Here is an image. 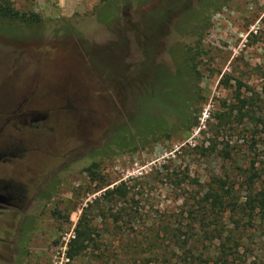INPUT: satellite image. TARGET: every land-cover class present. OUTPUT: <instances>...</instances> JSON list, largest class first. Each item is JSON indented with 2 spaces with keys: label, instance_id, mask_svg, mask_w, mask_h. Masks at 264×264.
Listing matches in <instances>:
<instances>
[{
  "label": "rangeland",
  "instance_id": "1",
  "mask_svg": "<svg viewBox=\"0 0 264 264\" xmlns=\"http://www.w3.org/2000/svg\"><path fill=\"white\" fill-rule=\"evenodd\" d=\"M8 1L37 18L0 26V120L18 92L23 108L48 111L45 127L21 128L36 148L17 174L30 196L46 179L55 187L0 215V264H264V0ZM199 12L188 121L173 125L181 104L168 96L154 115L166 123L149 126L178 67L171 45L194 44L179 27ZM137 128L155 133L96 156ZM115 187L123 194H105ZM83 214L90 246L69 259Z\"/></svg>",
  "mask_w": 264,
  "mask_h": 264
},
{
  "label": "trees",
  "instance_id": "2",
  "mask_svg": "<svg viewBox=\"0 0 264 264\" xmlns=\"http://www.w3.org/2000/svg\"><path fill=\"white\" fill-rule=\"evenodd\" d=\"M222 0H213L210 2V9L217 10L218 6L221 4ZM157 11V10H156ZM155 11V12H156ZM159 15L157 16L158 18L165 19L166 9L165 8H160L158 9ZM166 13V14H165ZM202 12L199 13H192L194 17L195 23L190 24V23H183L180 25L179 30L181 32H189V36H197L196 41L194 42L193 45H190L186 48H180L178 45H171L170 52L175 55L176 61H177V69L174 71V74L171 76L170 79L166 80L163 85H162V91H163V101L159 106L155 105V102L150 101V105L148 107L149 110H151V120L148 121L153 126H157V128H161L162 125L166 123L164 119V115H160L159 117L154 116L156 115V110L159 108H166L168 107V104L166 103V98L169 96L170 98H175L179 101L181 104L178 108L177 111V119L173 123V125H183L188 121V115L190 114L188 105L185 103V98L188 97V93H191L190 87L188 88L185 85V81L188 79L189 76L194 75L196 76V79H199V71L197 70V62L196 58L201 55V47L200 43L202 40V35L205 32V29L207 27V20L203 19V16L201 15ZM117 14L116 8H112V12L108 13L105 12L103 13L102 17L99 19H110L113 18L114 15ZM191 14V15H192ZM156 13H152V17L156 18ZM37 15L35 14H30L27 15L25 13H20L18 10H16L11 3L8 0H0V24L1 22H7L8 24H1L2 30L9 33L11 32V23L13 21H22V22H31L32 19H36ZM167 85V87L174 86L168 91H164V86ZM177 86V87H176ZM152 93V90H149ZM190 91V92H189ZM198 117L196 116L194 118V121L192 122L191 126H195L198 124L197 121ZM147 123V125H148ZM145 129L142 130V128H137L135 130H132V132L129 133H124L120 132L115 135V137L109 138V141L105 144L104 148L101 149V152H97L96 156L99 154H102L106 150L109 151H114L113 148L116 149H123L124 147H128L130 145V142L133 140L138 135H144L145 134ZM148 132L150 134H154L155 132L147 130L144 138L146 135H148ZM135 133V134H133ZM137 139V138H136ZM97 167V163L93 161L89 166L85 168V171L89 172V174L94 175V168ZM92 177V176H91ZM119 192L120 194H123L120 190L119 187H115L112 190H106V193L109 197L110 195H113L114 193ZM74 234L71 239H69L67 243V258L73 259L83 251H85L89 246H90V241H91V236L94 233L93 227L89 223L88 220H86L85 215H81L80 218L77 221V224L74 227L73 230Z\"/></svg>",
  "mask_w": 264,
  "mask_h": 264
},
{
  "label": "flooded vegetation",
  "instance_id": "3",
  "mask_svg": "<svg viewBox=\"0 0 264 264\" xmlns=\"http://www.w3.org/2000/svg\"><path fill=\"white\" fill-rule=\"evenodd\" d=\"M17 104L5 115L2 111V120H0V215L10 212H24L27 204L33 200L49 196L53 192L55 184L52 180L46 179L38 185H34L32 196L29 195V184L26 180H21L17 174V160L22 159L28 151L36 148V143L31 145L29 133H22L21 128L37 130L45 127L49 118L48 111L40 112L33 109L23 108L24 102L21 101V92L16 96ZM34 148V149H33ZM12 169L7 170L5 166ZM31 197V198H29ZM0 241L7 244V240L0 237Z\"/></svg>",
  "mask_w": 264,
  "mask_h": 264
}]
</instances>
